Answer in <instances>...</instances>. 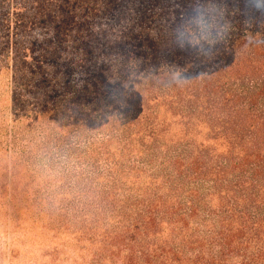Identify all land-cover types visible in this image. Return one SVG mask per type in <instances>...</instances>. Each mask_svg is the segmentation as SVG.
<instances>
[{"label":"trees","instance_id":"obj_1","mask_svg":"<svg viewBox=\"0 0 264 264\" xmlns=\"http://www.w3.org/2000/svg\"><path fill=\"white\" fill-rule=\"evenodd\" d=\"M2 248L7 263L264 264V9L0 0Z\"/></svg>","mask_w":264,"mask_h":264},{"label":"rangeland","instance_id":"obj_2","mask_svg":"<svg viewBox=\"0 0 264 264\" xmlns=\"http://www.w3.org/2000/svg\"><path fill=\"white\" fill-rule=\"evenodd\" d=\"M4 203L8 205V200L3 199V205ZM8 210H9L10 218L16 216V215H12L14 213H13V210H11L10 205H8ZM1 219H5V215H1ZM6 256H7L6 252L2 248V250H0V264H30L27 257H23L22 255L18 257L19 259L17 261H14L13 263H7V261L5 260Z\"/></svg>","mask_w":264,"mask_h":264},{"label":"clouds","instance_id":"obj_3","mask_svg":"<svg viewBox=\"0 0 264 264\" xmlns=\"http://www.w3.org/2000/svg\"><path fill=\"white\" fill-rule=\"evenodd\" d=\"M254 6L257 8V9H264V0H254ZM198 24L200 25L201 27V30H202V33L203 35L201 36V39H204V40H209L210 37H211V33H209L208 29H207V26L204 25L203 23V19L202 17H199L198 18ZM182 37H183V34H181ZM196 43H199V41H195Z\"/></svg>","mask_w":264,"mask_h":264}]
</instances>
